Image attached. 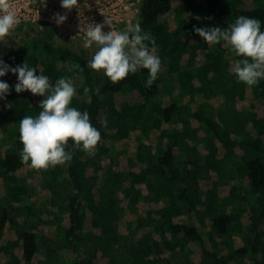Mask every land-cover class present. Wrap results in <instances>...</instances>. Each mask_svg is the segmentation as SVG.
Returning a JSON list of instances; mask_svg holds the SVG:
<instances>
[{"label": "trees", "instance_id": "16d2710c", "mask_svg": "<svg viewBox=\"0 0 264 264\" xmlns=\"http://www.w3.org/2000/svg\"><path fill=\"white\" fill-rule=\"evenodd\" d=\"M241 15L259 19L264 31V0H140L133 24L151 33L162 60L151 86L146 69L117 84L103 80L84 54L53 42L52 32L4 53L11 67L26 62L53 82L71 78V106L87 111L102 135L94 157L70 141L69 163L47 171L22 163L19 121L38 115L43 97L17 93L12 72L0 77L11 86L0 100L4 264H168L174 250L187 264H233L235 256L264 264V80L252 87L237 82L232 67L240 57L224 42L208 45L194 32L226 27ZM86 87L92 91L86 94ZM7 136L12 142L6 146ZM198 141L205 149L202 164L194 158ZM106 167L111 195L102 203ZM201 169L213 173L203 188ZM33 184L44 195L37 202L45 204L44 197L53 207L40 221L33 220L34 204L27 202ZM243 232L249 249L239 240ZM126 241L119 262L109 253L100 262L99 252Z\"/></svg>", "mask_w": 264, "mask_h": 264}, {"label": "clouds", "instance_id": "9594fccd", "mask_svg": "<svg viewBox=\"0 0 264 264\" xmlns=\"http://www.w3.org/2000/svg\"><path fill=\"white\" fill-rule=\"evenodd\" d=\"M60 4L67 12L80 6L78 0H60ZM67 12L54 14L53 19L58 25L67 20ZM20 22L12 0H0V42L6 43ZM106 26L110 30L104 31ZM79 32L86 37L84 47L96 49L88 61L89 67L96 72L103 70L113 84L141 69L148 70V86L157 80L162 60L155 54V38L144 32L139 22L117 30L112 19L105 17L101 23L81 22ZM194 32L208 45L224 42L232 53L240 57L232 67L237 82L252 87L264 80V31L259 19L241 15L226 27H194ZM74 67L83 72L79 65ZM8 72L17 75V93L30 91L43 97L39 103V114L24 115L19 121L22 163L30 162L37 171L69 163L73 158V152L68 150L70 141L75 149L91 157L96 155L102 135L91 123L87 111L71 106L76 96V85L71 78L59 77L53 82L47 75H37V69L26 62L11 67L0 58V77ZM10 91L11 86L0 80V100L6 99ZM91 91L87 87L84 89L86 94ZM96 92L99 94L98 89ZM6 107H11V104ZM103 124L107 126L106 119Z\"/></svg>", "mask_w": 264, "mask_h": 264}, {"label": "rangeland", "instance_id": "374dc122", "mask_svg": "<svg viewBox=\"0 0 264 264\" xmlns=\"http://www.w3.org/2000/svg\"><path fill=\"white\" fill-rule=\"evenodd\" d=\"M12 2L17 10L21 22L18 28L11 34V36L7 38L6 43L0 42V58H2V56L8 49L21 45L25 40L43 35L47 32H52L51 38L53 42L70 46L76 51L84 54L88 58V60H90L96 49L95 47L91 49H87L84 47V40L86 37L83 32H79V26L81 22L91 23L94 21L96 23H101L103 22L105 17H109L113 21V26L117 30H120V27L124 28L126 25L133 24V21L137 17L138 5L140 0H78V3L80 4L79 8H73L70 12H67V10L61 7L60 0H12ZM66 12L67 20L64 23L58 25L53 19L54 14L60 13L61 15H63ZM108 30L110 29L106 26L104 28V31ZM94 73L103 80L107 78L104 75L103 70H101L100 72H96L94 70ZM211 114L212 116L215 115V113ZM11 142L12 136H7V140L4 142V144L7 146ZM195 150L196 152H194V158H198L200 164H202L205 154V149L202 146V142H197ZM3 152L4 148L2 149V152L0 154H3ZM131 154H133V152ZM181 155L183 158L186 157L184 151H181ZM26 172L28 180H32V178H34L32 170H28ZM203 174L204 177L202 178ZM210 174L207 172L205 173L203 169L199 170V173H197V177L200 176L198 179L199 187L203 188L208 179L212 178L213 173ZM111 177V168L106 167L104 171V178L100 186L102 203H105L107 198L111 195V191L109 188V179ZM35 179L39 182V176L37 174L35 175ZM33 185H31L27 202L30 204H34L33 207L36 213L34 214L35 216L32 215L33 220L36 219V221H40L42 214L47 215L49 212H51L50 210L53 207L48 205L50 199L46 200L44 197L41 198V201L45 204L41 205L40 202H37L38 196L44 195L42 194L43 192H41V189L37 186V184ZM44 228L45 230H49L46 225L44 226ZM238 236L239 240L243 241L244 246L249 249L250 243L247 242L245 233L243 232ZM41 243L42 248H44L45 243L42 241ZM116 245L117 244H115V246H111L108 251L99 252L98 258L101 259L100 262L104 261L103 259L108 256V253L110 255L112 254V256L115 258L114 261H120L123 253L128 249L129 241L120 242L117 246ZM158 246L162 248V242H159ZM262 246L264 248V241L262 242ZM64 254L67 261L69 260L70 262V259H73L71 253V256L68 252ZM246 256L248 257V253L244 257L246 258ZM40 258H42L41 255L37 257V259ZM0 259V264H4V262L6 261V257L0 256ZM233 260V264H251L250 261L248 263L247 261L242 260L239 256L233 257ZM106 263L111 264L109 259H107ZM163 263L165 262L160 261L158 264ZM168 264H187V262L184 254L181 251L174 250L169 255Z\"/></svg>", "mask_w": 264, "mask_h": 264}]
</instances>
